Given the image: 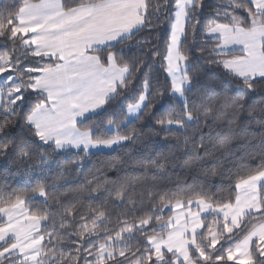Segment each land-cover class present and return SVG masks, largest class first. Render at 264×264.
Instances as JSON below:
<instances>
[{"label": "snow or ice", "instance_id": "1", "mask_svg": "<svg viewBox=\"0 0 264 264\" xmlns=\"http://www.w3.org/2000/svg\"><path fill=\"white\" fill-rule=\"evenodd\" d=\"M207 8L208 0L0 3V156L38 155L44 164L45 152L73 153L83 169L92 149L137 141L135 123L150 120L153 135L184 137L182 166L191 168L213 155L210 136L188 131L201 129V113L209 126L213 104L231 118L247 111L261 137L247 156L257 163L242 158L227 177V197L201 190L173 202V190L138 192L139 178L125 177L110 188L97 180L84 204L61 201L43 173L32 195L0 192V264H264V115L249 104L264 97V0ZM142 33L152 39L137 40ZM193 51L235 86L219 102L190 95Z\"/></svg>", "mask_w": 264, "mask_h": 264}, {"label": "trees", "instance_id": "2", "mask_svg": "<svg viewBox=\"0 0 264 264\" xmlns=\"http://www.w3.org/2000/svg\"><path fill=\"white\" fill-rule=\"evenodd\" d=\"M12 0H0V3H8ZM39 2V0H33ZM215 0H208L206 12H211ZM147 37L152 39L148 33H142L136 39ZM154 42V40H153ZM134 43V41H133ZM207 47H212L213 43H208ZM147 47V46H145ZM236 54V53H234ZM130 56H138L139 53H131ZM193 67L189 75L194 78L196 87L193 89L194 97L203 96L206 100L220 101L223 96L222 89L228 87L234 89V85L224 84L221 81L220 70L214 65H209L207 59L198 58V53L191 52ZM158 67V65L156 66ZM149 71V69H145ZM232 95L235 92H231ZM163 103L167 106V101L157 102V106ZM249 104L256 105L254 113L259 117L264 115L259 112V107L264 106V97L256 94L250 97ZM218 104H213L212 109L207 113L208 127H204V114H200L202 127L200 130L189 129V135L194 132L199 135L202 131L206 137H211V143L216 145L212 148V157L207 158L206 162L196 163L191 168L182 166L183 160L188 158L184 148V137H168L164 139V133L153 135L150 128L151 121H137L135 129L140 134V139L117 147L110 152H99L90 154L82 160L83 169H77L75 163L80 158L73 153H48L46 163L42 164L38 155L32 156L30 160L21 161L15 154L0 156V192L5 196L11 191H16L24 195H32L30 188L35 186L37 175H46V183L55 185V195L61 201H80L87 204V187L94 186L97 180L102 185L112 187L113 183L125 177L139 178L135 180L133 187L138 192L147 188H155L157 191L163 189L173 190L172 200L198 198L199 191L223 194L227 197L228 181L227 177L234 175L240 167L242 158L245 162L255 165L256 159L247 160L249 152L255 151L261 146L259 126L253 121L247 111L242 112L236 118H231L230 110L225 113ZM215 117V118H214ZM95 123V121H92ZM144 125L141 128V125ZM83 130V128L81 129ZM223 141L225 146L219 147ZM151 160L165 164L163 172L145 163L141 167L140 161ZM175 165V166H174ZM81 171L83 175H81ZM147 171V175H145ZM213 173H216L215 175ZM155 174V175H154ZM222 174V175H221ZM92 181L91 185H86L82 181ZM177 185H180L179 194L176 193ZM42 198L37 197L39 201ZM53 209L56 202L49 201ZM157 203L159 201L157 200ZM33 207V205H29ZM111 211L119 212L121 209L109 205ZM167 215V209L165 210Z\"/></svg>", "mask_w": 264, "mask_h": 264}, {"label": "crops", "instance_id": "3", "mask_svg": "<svg viewBox=\"0 0 264 264\" xmlns=\"http://www.w3.org/2000/svg\"><path fill=\"white\" fill-rule=\"evenodd\" d=\"M236 54H238V53H236ZM110 150H104V151H100V152H109ZM94 153H99L97 150H95V149H92L91 150V154H94Z\"/></svg>", "mask_w": 264, "mask_h": 264}, {"label": "rangeland", "instance_id": "4", "mask_svg": "<svg viewBox=\"0 0 264 264\" xmlns=\"http://www.w3.org/2000/svg\"><path fill=\"white\" fill-rule=\"evenodd\" d=\"M129 119H131V116L129 117ZM110 151H112V150H110ZM110 151H109V152H110ZM229 264H231V262H229Z\"/></svg>", "mask_w": 264, "mask_h": 264}]
</instances>
